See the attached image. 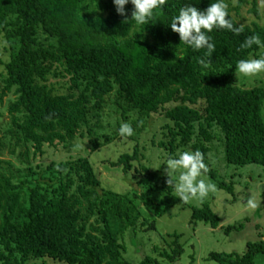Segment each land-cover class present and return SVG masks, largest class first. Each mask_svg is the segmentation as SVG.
<instances>
[{
	"label": "trees",
	"instance_id": "trees-1",
	"mask_svg": "<svg viewBox=\"0 0 264 264\" xmlns=\"http://www.w3.org/2000/svg\"><path fill=\"white\" fill-rule=\"evenodd\" d=\"M210 2L165 0L151 23L136 26L126 20L132 5L120 16L112 0H0V33L9 53L0 73V102L15 95L0 152L8 149L20 164L0 159V264L44 258L64 264H177L184 253L175 231L167 234L171 241L164 236L162 258H125L123 234L140 217L135 201L106 189L89 156L36 163L48 146L69 147L88 138L94 152L117 138L122 122L131 123L138 133L130 136L133 151L110 162L127 173L145 158L139 136L160 115L162 138L152 142L167 155L190 147L207 162L209 144L218 139L227 164L264 166V80L246 85L234 74L239 59L264 51L240 48L253 34L264 41V26L238 22L225 0L242 31L209 33L216 48L209 69L198 63L204 50L186 49L167 26L184 4L203 10ZM148 173L140 197L164 214L178 198H161L163 209L154 205L152 194H170L172 187L160 171ZM208 175L216 179L217 172L209 169ZM221 187L233 192L225 181ZM191 220L217 228L221 218L203 203L191 207ZM156 224L153 219L150 228ZM260 254L264 239L248 241L242 254L213 251L210 257L220 264H256Z\"/></svg>",
	"mask_w": 264,
	"mask_h": 264
},
{
	"label": "rangeland",
	"instance_id": "rangeland-1",
	"mask_svg": "<svg viewBox=\"0 0 264 264\" xmlns=\"http://www.w3.org/2000/svg\"><path fill=\"white\" fill-rule=\"evenodd\" d=\"M238 5V0H230L231 13L238 22L249 26H253V23L264 26V3H261V0H245L241 6ZM2 36L3 34L0 33V73L4 72V63L9 58L6 48L8 44ZM240 78L244 84L253 85L260 78L264 80V74L253 77L240 76ZM14 98L15 95L10 92L0 102V135H2L9 120L8 105ZM110 120L112 123V116ZM163 123L164 120L161 119L160 115H157L156 118L150 120L149 127L142 130L139 141L141 147L144 145L145 158L140 157L139 162L135 160L133 163L136 169L127 173L123 171L122 166L117 168L110 164L121 153L133 151L135 140L131 137L122 138L119 134L110 144L94 152H90L88 138H79L69 147H65L61 143H57L54 147L48 146L45 156L38 158L36 163H49L71 157L89 156L102 185L106 189L113 188L121 193L129 194L136 204L135 213L136 211L139 212L140 217L135 227H129L124 232L122 241L126 245L124 257L134 263H137L147 254L162 258L160 256L162 250L168 248L165 237L170 241L172 239L167 235L169 232L181 233L180 242L184 244V253L177 264H220L211 259V252L242 254L248 241L264 239V166L260 164L244 166L227 164L218 139L210 142L208 160L205 162L209 169L217 172L216 179L207 174V179L216 184L217 191L210 194L204 202L190 201L184 203L176 196L173 188L170 194L161 190L152 194L154 205L158 206L159 209L167 206L161 204V198L176 196L178 201L170 206L164 214H159L157 209L150 207L142 200L140 194L146 188L142 186L141 181L144 177H148V172L160 171L162 176H165L164 165L158 169L150 168L154 157L167 156L164 148L152 142L162 138L161 126ZM129 124L132 126L131 123ZM132 128L133 135L137 136V129ZM188 149L191 148H180L177 152ZM0 159H11L18 167L20 166L8 149L0 152ZM142 166H145L148 171L143 170ZM221 181L232 185L233 192L221 187ZM248 196L255 199L257 203L255 209L245 208L243 203L246 202L244 199ZM203 203H209L221 218L217 228H212L203 223L195 224L191 220V207L202 206ZM153 219L157 220V229L155 230L149 225ZM143 220L147 222L144 225L141 223ZM232 225L234 228L230 230V233H227L228 226ZM44 260H47L45 264H64L50 258L33 260L29 264H41V261ZM256 264H264L263 254L257 256Z\"/></svg>",
	"mask_w": 264,
	"mask_h": 264
},
{
	"label": "clouds",
	"instance_id": "clouds-1",
	"mask_svg": "<svg viewBox=\"0 0 264 264\" xmlns=\"http://www.w3.org/2000/svg\"><path fill=\"white\" fill-rule=\"evenodd\" d=\"M112 3L115 12L120 16H126L125 6L131 4V19L126 20H131L136 26H144L151 23L155 15L154 10L163 8L165 0H112ZM261 3H264V0H261ZM167 26L178 34L179 44H183L186 49L204 50V55L198 61L203 69H209L212 54L216 51L209 33L215 29L238 35L242 31L241 27L233 25L225 0H212L203 10L191 6L190 3L184 4L178 9V13L170 18ZM253 45L264 49V41L256 34L246 37L240 48L248 49ZM234 74L243 77L264 74V51L258 56L249 55L247 59H239L235 63ZM117 131L122 138L133 135V128L128 122H122ZM161 165L165 166L163 172L166 176V185H170L176 196L184 203L190 201L202 203L210 194L217 191L216 184L207 179L209 167L205 163L204 154L199 150L188 149L175 155L154 157L150 168L158 169ZM244 200L245 208L257 207L255 199L251 196Z\"/></svg>",
	"mask_w": 264,
	"mask_h": 264
}]
</instances>
